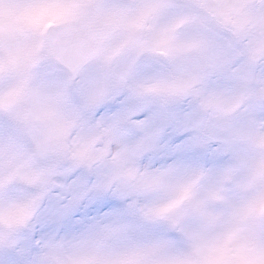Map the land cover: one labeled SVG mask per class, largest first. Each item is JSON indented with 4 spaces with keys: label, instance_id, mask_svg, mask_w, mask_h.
Here are the masks:
<instances>
[{
    "label": "snow or ice",
    "instance_id": "snow-or-ice-1",
    "mask_svg": "<svg viewBox=\"0 0 264 264\" xmlns=\"http://www.w3.org/2000/svg\"><path fill=\"white\" fill-rule=\"evenodd\" d=\"M20 16L14 25L0 21V40L21 31L34 40L9 48L0 67L25 71L28 61L51 50L75 68L115 31L130 55L122 86L105 98L97 96L100 82L81 78L77 103L89 105V118L71 133L52 91H21L20 82L0 91V106L35 98L33 120L49 122L40 142L62 146L67 155L40 173L35 191L23 186L31 173L16 161L20 182L0 190V223L13 228L18 222L24 239L0 251V264H264V103L241 117L259 122V152L245 151L224 118L233 99L213 93V86L194 96L173 75L178 43L155 0H27ZM203 175H237L235 197H225L216 214L204 212ZM159 220L174 224L178 234ZM98 233L115 248L95 245L90 238ZM68 237L83 239L68 251L62 243Z\"/></svg>",
    "mask_w": 264,
    "mask_h": 264
},
{
    "label": "rangeland",
    "instance_id": "rangeland-1",
    "mask_svg": "<svg viewBox=\"0 0 264 264\" xmlns=\"http://www.w3.org/2000/svg\"><path fill=\"white\" fill-rule=\"evenodd\" d=\"M198 1L203 5L206 4L208 6V10H206L204 16L206 19H209L212 24H224V28L229 32L231 29H239L240 34L242 35L243 45L245 46V53L243 56V64L245 63V56L248 54H254L257 51V57L251 56L254 60V68L253 74L256 75V83L255 88H260L263 90H258L256 94H251L250 92H246L241 94V100L237 107H230L227 110L225 115V119L230 121L234 125V129L237 133L238 141L242 144L245 151H254L259 152V148L255 145V136L256 129L259 127V122L254 119H242V115L245 113L246 109H249L250 106H258L261 103H264L263 100L258 99V93L264 92V74H262L261 69L264 68V0H259V5L256 4H247L246 0H239L238 5H233V2H226L227 0H167V2L175 7L176 10L180 9L182 16L186 15V10L189 12H194L198 14L201 11L198 7ZM252 3H255L256 0H251ZM27 0H0V21H4L6 23L15 24L17 21L21 19L20 9ZM97 2V0H94ZM110 3L111 0H100V3ZM185 6V8H184ZM216 14L217 19L213 15ZM169 17H163L162 23L165 26H171L172 29V38L178 43V48L176 51V55L178 57V64L176 69L178 71H183L186 74L182 75L183 79L187 81L185 83V90L187 92L192 93L194 96L198 95L201 90L212 87V92L216 94H222L227 97L230 96V84L232 82L231 79L237 76L236 71L234 72H226L225 77L226 80H221L218 74L214 75L211 73H207L203 71V69L196 70L193 67L183 66L182 62L187 61L185 56L189 51H183L186 49V32L188 31V22L184 20L171 21ZM178 26H182V29L177 33H175V29ZM223 32V30H221ZM190 38V37H189ZM34 40V36L29 31H21L14 33L11 37L4 38L0 40V62H4L7 56V50L9 48L22 47L26 48L31 45ZM122 38L115 40L112 42L107 48L105 56L97 61H93L84 67L79 72V81L78 88L83 76H89L93 80L100 82L103 87L98 91L97 96L99 98H105L118 86H122V81L119 79L122 67L127 63L129 58V53L119 54L118 50L120 48V41ZM151 40V34L146 32L145 43ZM260 50V51H258ZM242 51V52H244ZM250 51V52H249ZM42 57V61L38 63L33 69L28 70L30 67H33V60L28 61V69L25 71L18 70H9L6 67H0V91H6L9 88L16 87L19 83V90H34L38 87H44L50 90L51 81L49 80V74L52 75L53 72L61 71L54 66V64L46 58V52H42L40 55ZM42 64L44 65V70H47L51 66V71L49 74H45L44 70H41L40 74L37 73L39 70L38 67ZM192 70H191V69ZM214 67H211L212 70ZM237 70V69H236ZM115 76L119 81L116 82ZM54 88V87H53ZM56 97V93L53 92ZM79 93V92H78ZM36 99H29L26 95V102L24 105L20 104V101H13L8 106H0L3 110H0L4 113L5 110L8 112L13 111L16 114L17 121L20 119L26 121L29 125L30 120H33V112L36 106ZM83 104V101L80 103H75L74 110H79V107ZM89 107V105L87 106ZM86 109V108H85ZM83 109V110H85ZM19 114V116H17ZM22 114V115H21ZM202 115L207 117L210 115V109H203ZM68 121L67 125V133H71L73 130H78L85 125L83 119L80 121L76 116L73 119L77 121H72L73 119H69L68 115L65 116ZM34 121V120H33ZM72 121V122H71ZM35 124L40 128L41 131L45 130L48 127V120L45 118H40L34 121ZM73 122H76L73 127ZM96 134L99 136V131L97 130ZM12 142V143H11ZM16 143L18 145H16ZM19 141L17 137L13 136L12 138L6 137L5 143H0V190L5 188V184H16L19 182L18 177L16 176L17 166L16 161L22 154L25 157L24 162L21 164H28V171L31 173V180L25 186H33V187H25L31 190H37L38 182L40 177V169L42 162L36 158V154L34 152L33 156L29 154V149L27 144H23L26 147V152L19 145ZM32 147V146H31ZM57 151L63 150V154H59L55 152V155L50 156L48 158L47 167L54 166L56 158H60L59 162H63L67 157L65 150L62 146H56ZM32 150V148H30ZM34 151V150H33ZM20 164V165H21ZM227 166V165H226ZM234 171L238 174H242V166H235ZM238 183L237 175H224L217 178H212L209 175H203L200 177L198 181V186L201 192V199L204 202V212L212 215L220 212L225 205V197L232 196L235 197V187ZM18 223V222H17ZM158 225L162 227H167L169 231V225L166 223H159ZM15 226H18L15 224ZM14 226V227H15ZM6 228L1 227L0 230V251L4 248L9 247L13 242L16 244H20L23 242V227L17 230V228ZM172 233L178 234L176 226ZM83 238H74L68 237L62 240L64 247L71 251L73 248L78 246L81 243ZM92 242L100 248H115L116 242L108 237H106L103 233H98L95 237L90 238ZM165 244H174V241L171 238H165L163 240Z\"/></svg>",
    "mask_w": 264,
    "mask_h": 264
},
{
    "label": "bare ground",
    "instance_id": "bare-ground-1",
    "mask_svg": "<svg viewBox=\"0 0 264 264\" xmlns=\"http://www.w3.org/2000/svg\"><path fill=\"white\" fill-rule=\"evenodd\" d=\"M133 3L136 2V0H132ZM155 2L159 3L165 12V15L167 13H169L173 8L170 7L168 2H165L163 0H155ZM194 32L196 34H198L199 36H203L206 37L208 39H210L212 37V35L216 32V30L210 26L208 23H206L203 19L200 18H196V20L192 21L190 24V28L186 34V37H190L191 33ZM224 35L226 36V41H227V45L228 47L231 49L232 47H235L237 45L240 44L242 35L239 36L238 42L236 43L237 40H232L228 35H227V31L224 30ZM220 46L222 48L223 43H220ZM214 47L215 44H211L208 46V48L206 50H204L203 52L200 53V68H204L207 67V63L210 61L211 58H213L214 63L217 65L218 69V75L221 78V80H226L227 78L225 77V73L229 72V71H234L235 69H237L238 64L243 63V61L241 60V58H239V55L234 56V55H227L225 54L223 51H221L219 53V55H217L216 57H214ZM193 53H199L198 50H194L192 51ZM253 61L248 59L247 63L243 64V66L236 71L237 76L236 79L239 80V85L243 86V88H239L238 89V95H240L243 90H247V89H252V77H250L251 74V65H252ZM173 75L175 76H180L182 79V75L186 74L183 71H177L175 70ZM184 84L187 83L186 80H184ZM73 88V91H71V89ZM71 89L68 87L67 89L63 90V99H67V101H69L71 103L70 106H60L58 107V109L64 110L65 113H72L74 114V110L70 111L73 109V105L76 102L77 99V94L75 93V89L74 86ZM56 89H52V92H55ZM89 112H90V108H87L86 110H84L83 112L78 111V117H80V121H82V119H85L84 122L85 124L88 121L89 118ZM0 120L4 123H7L8 119L6 116H1L0 115ZM76 123H74L73 127L75 126ZM7 128V127H6ZM2 129H4V127H2ZM11 131H15L13 129H11ZM14 133V132H13ZM96 139L97 141H99L100 137L96 134ZM23 157L19 158V160H21Z\"/></svg>",
    "mask_w": 264,
    "mask_h": 264
},
{
    "label": "water",
    "instance_id": "water-1",
    "mask_svg": "<svg viewBox=\"0 0 264 264\" xmlns=\"http://www.w3.org/2000/svg\"><path fill=\"white\" fill-rule=\"evenodd\" d=\"M116 34H114L112 37L111 36H108L106 39H105V42L102 44V47H105L106 46V44H107V42L111 39V38H113L114 36H115ZM52 55V57L53 58H55L61 65H64V62L59 58V57H57L52 51L50 52ZM96 55V52L95 53H93L92 51H91V54L88 56V59H90V58H92V57H94ZM87 58H85L83 61H85ZM87 59V60H88Z\"/></svg>",
    "mask_w": 264,
    "mask_h": 264
}]
</instances>
